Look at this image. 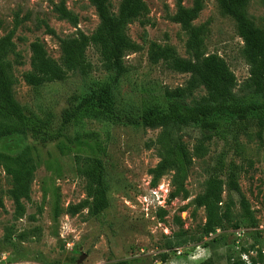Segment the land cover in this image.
Here are the masks:
<instances>
[{"label":"rangeland","instance_id":"1","mask_svg":"<svg viewBox=\"0 0 264 264\" xmlns=\"http://www.w3.org/2000/svg\"><path fill=\"white\" fill-rule=\"evenodd\" d=\"M145 1L147 12L129 25V34L140 49L126 52L127 71L114 86L115 105L121 116L137 117L149 106L167 109L165 91L185 85L190 78L189 73L169 69L162 61L152 63L149 49L152 42L168 43L179 55L191 57L186 48L188 34L173 15L180 3L192 6L194 0ZM120 3L110 0L113 13H118ZM203 3L195 23L208 22L205 52L217 53L227 61L237 76L234 92L242 103L264 106V95L249 84L250 66L235 21L221 12L217 0ZM61 6L78 22L62 18ZM248 14L257 25L264 26L263 0H250ZM99 24L100 17L90 0H0V37L14 32L15 49L7 59L18 78L15 97L28 113H52L55 132L71 97L84 94L96 83L110 82L112 73L104 68L97 47L92 45L87 51L92 63L87 75L71 71L64 80L34 88L23 77L31 69V43L41 40L49 56L61 62V39L81 32L90 35ZM206 93L200 86L186 97V102L192 104ZM220 122L218 131H207L214 133L207 143L208 153L193 159L186 180L187 198L172 197L174 170H168L157 184L152 182L150 170L162 156L159 145L152 142L161 127L86 119L68 125L62 135L46 144L30 135L0 139V150L17 153L29 144L39 160L31 199L25 201L26 214L20 219L14 218L10 194L13 180L0 165V196L5 203V208H0V264H113L124 259L133 264H199L206 259L232 264L239 256L249 264L260 252L264 260V134L261 139L250 137L230 118ZM251 130L255 133L257 127ZM87 132L97 134V142L95 138L89 140L92 145L97 143L93 148L84 141L79 144L70 140L78 135L85 140ZM200 133L198 125L191 124L174 131V138L183 140L192 151ZM61 141L66 144L64 149L59 146ZM78 153L97 155L105 164L110 205L99 214L92 213L91 203L71 213L72 206L88 198L87 180L77 171ZM218 157L235 164L236 179L250 211L246 215L240 196L224 186L220 208L226 213L225 219L210 235H204L206 211L196 206L194 199L205 190ZM155 188L158 193L152 191ZM157 196H163L165 207L158 205ZM161 208L166 210L163 216ZM177 216L182 223L177 222Z\"/></svg>","mask_w":264,"mask_h":264},{"label":"trees","instance_id":"2","mask_svg":"<svg viewBox=\"0 0 264 264\" xmlns=\"http://www.w3.org/2000/svg\"><path fill=\"white\" fill-rule=\"evenodd\" d=\"M100 17V24L90 35L83 32L76 37L61 39V62L49 56L47 48L39 39L31 43V69L23 75L27 84L39 88L47 83L64 80L71 71H80L87 75L92 69V63L87 58L90 46H96L103 66L112 73L111 81L96 83L84 94L73 95L70 104L62 111L61 125L57 132L52 129V113L41 116L37 113H28L26 108L15 97L14 87L18 78L14 74L13 63L7 59L15 49L14 32L0 37V139L13 136L26 137L43 144L58 138L62 130L70 124H81L86 119L99 121H124L133 125L161 127L158 138L152 142L159 145L162 156L156 166L151 168L153 184L166 174L174 170L175 189L172 197H188L186 180L194 157L205 156L209 151L207 145L221 125L220 119L230 118L240 126L242 132L252 137L263 138L264 134V106L242 103L234 92L237 76L227 61L217 53H206L204 49L206 34L209 30L208 22L196 24L204 8L203 0H194L192 6L179 4L173 20L180 23L188 34L186 42L190 58L179 55L171 44L152 42L149 49V59L152 63L163 62L169 69L189 73L190 78L183 86L165 91L169 99L165 110L157 106L145 108L137 117L121 116L115 105L114 86L126 73L127 67L124 57L128 51H137L140 46L129 34V25L132 21L143 16L148 5L145 0H121L117 14L111 10L110 0H90ZM224 15L235 21L238 35L243 39V55L250 66L249 84L257 92L264 95V26L257 25L248 14L250 0H217ZM264 3V0H263ZM62 18L78 20L67 8L59 9ZM203 86L207 93L192 104L186 102L198 87ZM261 109V110H260ZM123 117V118H122ZM197 124L201 130L197 142L191 151L187 144L174 138V131L183 126ZM257 127L255 133L251 128ZM87 137L81 140L78 135L72 142L86 143L97 135L95 132L85 133ZM96 139V138H95ZM95 141V140H94ZM97 142V139H96ZM66 144L60 142L64 149ZM77 171L87 180L86 190L88 198L71 207V213L76 214L81 208L91 203L93 214H99L110 205L108 196L109 183L106 178V168L103 160L97 155L75 156ZM0 165L5 173L11 176L13 186L10 190L14 201V218H23L26 214L25 201L31 199V183L39 166V160L33 154V147L26 144L19 152L11 153L0 150ZM236 166L224 157H218L209 171L205 190L195 197L194 203L204 207L206 222L203 225L204 235H210L221 226L226 213L220 208L224 186L240 196V203L249 214L250 205L241 194L239 183L235 175ZM0 208L5 203L0 196ZM56 211V217L58 216ZM160 215L166 214L161 208ZM178 223H182L181 216H177ZM264 262L260 252L257 258L252 257L249 264ZM113 264H133L132 260L124 259ZM188 264V263H183ZM199 264H215L206 259ZM232 264H248L241 256L234 258Z\"/></svg>","mask_w":264,"mask_h":264},{"label":"built area","instance_id":"3","mask_svg":"<svg viewBox=\"0 0 264 264\" xmlns=\"http://www.w3.org/2000/svg\"><path fill=\"white\" fill-rule=\"evenodd\" d=\"M152 191L154 193H158L159 192V190H157V188L153 189ZM162 198H163V196H157L158 205L161 206V207H165L164 200Z\"/></svg>","mask_w":264,"mask_h":264}]
</instances>
